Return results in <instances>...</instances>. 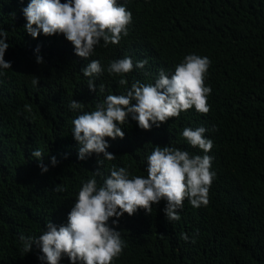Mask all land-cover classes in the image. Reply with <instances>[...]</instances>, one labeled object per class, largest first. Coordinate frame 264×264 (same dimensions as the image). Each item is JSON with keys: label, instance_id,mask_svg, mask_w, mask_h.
<instances>
[{"label": "trees", "instance_id": "16d2710c", "mask_svg": "<svg viewBox=\"0 0 264 264\" xmlns=\"http://www.w3.org/2000/svg\"><path fill=\"white\" fill-rule=\"evenodd\" d=\"M29 2L0 0V29L9 44L4 58L12 65L0 75V264H46L39 246L24 251L20 235L38 239L47 222L66 225L89 179L102 186L114 166L128 169L129 178L146 177L155 146L203 156L182 136L184 128L198 127L213 141L208 155L216 175L208 205L194 208L185 199L180 219L171 222L164 200L151 214L125 213L118 226L110 218L109 226L121 232L125 244L113 264H264V0H118L132 13L128 35L122 34L118 45L104 47L101 41L89 60L78 57L62 34L30 36L22 11ZM189 54L211 61L205 76L212 89L209 113L193 107L150 131L141 130L129 114L121 126L124 139L105 138L114 160L101 157L98 164L95 154L78 159L80 145L72 134L76 117L94 111L109 94H126L136 81L154 85L161 69L171 77ZM125 56L134 62L123 77L127 86L107 71L110 62ZM92 59L104 71L84 77L81 69ZM139 60L148 61L144 69L135 67ZM33 76L40 79L37 86ZM89 79L95 80L96 92L89 90ZM72 100L83 108L70 109ZM34 149L42 152L47 173L31 156ZM58 184L66 191H53ZM59 264L71 261L64 255Z\"/></svg>", "mask_w": 264, "mask_h": 264}, {"label": "clouds", "instance_id": "9594fccd", "mask_svg": "<svg viewBox=\"0 0 264 264\" xmlns=\"http://www.w3.org/2000/svg\"><path fill=\"white\" fill-rule=\"evenodd\" d=\"M22 11L27 21L25 30L30 36L35 39L41 33L46 37L62 34L74 46L75 54L85 60H89L101 41L104 47L118 45L122 34L128 35L133 20L132 13L118 0H66L64 3L61 0H30ZM8 48L7 32L0 29V75L4 74L3 70L12 69L11 63L4 58ZM36 51L39 52V48ZM37 63H44L39 55ZM147 63V60H139L135 67L144 69ZM210 65L208 57L189 54L176 65L171 77L161 69L154 85L136 81L126 94H109L94 111L76 117L72 121V134L80 145L78 159L84 161L95 154L98 164L101 157L114 160L116 156L107 151L110 145L105 138L124 139L121 126L129 114L141 130L150 131L153 125L159 127L193 107L198 113H209L207 97L212 89L205 85V76ZM133 69V59L125 56L110 62L107 71L121 76L118 83L127 86L128 81L123 77ZM81 71L84 77L93 78L101 75L104 69L99 60L92 59ZM39 82L40 79L33 76V86ZM88 88L96 92L94 79L88 80ZM100 90L103 91V85ZM83 106L76 100L69 104L72 110ZM31 110L30 105H25V111ZM206 131V128L198 127L195 130L184 128L182 132L187 142L193 148L198 147L203 156L170 146H155L147 157L146 177L129 178L128 169L114 166L102 186H98L95 178L89 179L79 190L67 224L58 227L52 221L47 222L46 230L38 239L21 234L19 238L24 251L29 253L34 244L39 246L43 253L39 259L46 264H59L64 255L71 264H77V261L80 264H113L125 244L121 232L109 226L110 218L115 217L112 223L118 226L119 218L125 213L133 216L143 209L151 214L152 206L162 200L166 201L164 213L169 222L180 219L178 210L183 208L185 199L194 208L207 206L216 173L211 170L213 157L208 155L213 141L205 137ZM30 154L40 161L42 173H47L49 168L43 162L42 152L34 149ZM51 164L57 166L55 156L51 157ZM95 175H101L99 168ZM53 191L61 193L66 188L58 184ZM180 238L185 242L189 240L185 233H181Z\"/></svg>", "mask_w": 264, "mask_h": 264}, {"label": "bare ground", "instance_id": "6f19581e", "mask_svg": "<svg viewBox=\"0 0 264 264\" xmlns=\"http://www.w3.org/2000/svg\"><path fill=\"white\" fill-rule=\"evenodd\" d=\"M163 65H164V64H163ZM163 65H162V66H163ZM157 66H158V65H157Z\"/></svg>", "mask_w": 264, "mask_h": 264}]
</instances>
